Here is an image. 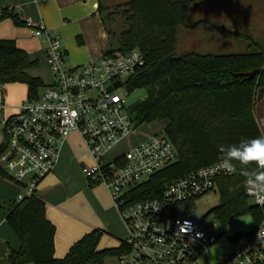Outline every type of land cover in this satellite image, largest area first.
I'll return each mask as SVG.
<instances>
[{"label":"built area","instance_id":"1","mask_svg":"<svg viewBox=\"0 0 264 264\" xmlns=\"http://www.w3.org/2000/svg\"><path fill=\"white\" fill-rule=\"evenodd\" d=\"M23 22L44 44L52 82L1 121L6 149L0 165L20 189L16 199L36 193L54 170L61 145L76 131L93 160L82 169L86 178L107 187L128 230L118 246L119 264H264V214L242 236L206 229L204 217L189 210L197 198L217 188L219 177L235 174L237 167L228 173L219 160L165 183L154 198L130 203V189L178 158L174 143L161 131L111 160L105 157L135 131L119 91L144 65L142 50L105 49L95 59L69 64L61 37L42 18L26 16ZM117 81L121 86L108 91ZM244 187L249 199L264 208V191L258 193L246 181ZM228 238H234L230 253L216 258L215 246Z\"/></svg>","mask_w":264,"mask_h":264},{"label":"trees","instance_id":"2","mask_svg":"<svg viewBox=\"0 0 264 264\" xmlns=\"http://www.w3.org/2000/svg\"><path fill=\"white\" fill-rule=\"evenodd\" d=\"M195 0H128L118 4L124 28L116 38L120 50L139 48L145 63L125 84L129 91L146 90V97L130 113L135 128L143 123L167 120L166 135L174 143L178 158L130 189V203L158 196L165 183L189 171L219 161V148L241 140L264 136L255 117L254 97L264 92V49L251 54L213 55L189 52L175 57L179 26L185 23ZM109 36L111 30L102 17ZM113 13L107 18L115 24ZM12 18L24 25L13 9L0 11V22ZM224 32L227 30L223 29ZM38 64L19 48L15 39H0V87L22 83L27 99H36L44 87L40 77L27 71ZM253 69L259 72L248 79L240 75ZM132 112H135L133 114ZM6 143L0 144V155ZM118 161L120 158L117 159ZM233 175L217 179L220 203L210 210L221 226L235 217L250 213L257 226L264 208L251 203L245 193L246 177L239 164ZM257 174L264 170L249 166ZM0 176L9 179L0 165ZM90 186L95 183L87 179ZM5 220L20 240V247L9 248L5 264H105L118 257L119 247L100 249L101 229H93L72 244L64 258L55 256L56 226L46 216V203L36 193L18 201H0V222Z\"/></svg>","mask_w":264,"mask_h":264},{"label":"rangeland","instance_id":"3","mask_svg":"<svg viewBox=\"0 0 264 264\" xmlns=\"http://www.w3.org/2000/svg\"><path fill=\"white\" fill-rule=\"evenodd\" d=\"M123 0H108L109 6L104 7L102 17L106 23L112 25L110 28V39L95 38V25L91 18L83 17V8L75 3L69 6L68 11H63L69 23L68 33L73 35L72 43L64 32L57 31L61 37L63 46L68 48V63L71 61L72 48L84 49L87 47H98V43L102 46L109 44L116 48L118 45L117 32L124 28L123 18L118 13L117 3ZM107 6V5H106ZM55 10V7H52ZM113 13L112 17L116 20L115 24L107 18V13ZM223 29L227 30L226 32ZM83 30V31H80ZM85 33V37L83 36ZM0 36L17 39L23 47L28 49L34 55L35 50H39L38 42L28 36L26 28L22 25H16L12 18H6L0 23ZM177 44L175 47V57L183 56L186 53L194 52L198 54L213 55H230V54H251L257 52L260 48L264 49V0H195L191 3L185 23L178 28ZM86 39V40H85ZM110 42V43H108ZM21 47V46H20ZM81 52V50H80ZM32 76H39L45 83L52 80V71L45 59H40L39 63L28 70ZM46 86V85H45ZM120 94L124 97L125 104L129 112L135 107L136 103L144 99L147 95L144 88H137L129 91L127 85L124 84L120 89ZM27 87L22 83H9L0 87V106L2 99L17 104L26 100ZM255 117L264 134V92L258 89L254 97ZM18 107V108H19ZM135 114V112H132ZM0 142H4L3 124L0 121ZM168 125L167 120L154 121L151 123H143L135 128L134 133L125 138L114 150L105 154L109 159L116 155L117 152H124L135 145L139 138L148 137L155 132H165ZM106 159V160H107ZM82 171V170H81ZM83 173V172H81ZM83 176L86 178L85 174ZM251 203L252 200H249ZM220 203V195L217 188L211 192L197 198L194 206H190L189 210L193 212L191 215H200L207 221L208 227L217 228L226 235L239 234L245 236L246 233L254 228L252 215L246 213L235 217L226 226H221L210 210ZM128 230L122 223V230L116 238L111 234L101 236L99 246L108 245L114 247L119 244V237L123 240L127 237ZM245 237H243L244 239ZM234 242V238L223 239L215 246L216 258L227 256L230 251V243ZM109 264H118V258L112 256L108 258ZM107 264V262L105 263Z\"/></svg>","mask_w":264,"mask_h":264},{"label":"crops","instance_id":"4","mask_svg":"<svg viewBox=\"0 0 264 264\" xmlns=\"http://www.w3.org/2000/svg\"><path fill=\"white\" fill-rule=\"evenodd\" d=\"M125 1L128 0H123L122 3ZM72 3L81 6L83 8L82 16L91 18L93 21L95 25V38L105 37L108 40L110 39L102 23L98 9L99 3L104 7H108L110 5L108 0H0V11L3 9H13L21 20L26 16L35 19L42 18L56 33L57 31L66 33L72 46L73 35L67 32L69 23L66 19L68 18L63 14V11H68L69 6L73 5ZM52 7H55V10ZM26 30L28 36L35 39L39 44V50H35L34 55H30L31 52L28 49L22 48L23 46L20 43L18 44L17 39H10H15L17 46L25 50L32 60L37 59L39 63L40 59H45L47 62L43 42L33 37L28 28ZM83 36L85 37L84 32ZM3 38L8 37L0 36V39ZM64 48L67 58L69 51L66 46ZM111 48L115 47L109 44L102 46L101 43H98V47L95 45V47L84 49H77L73 46L71 61L75 65L85 63L99 57L103 50ZM51 82L52 80L48 83L43 81L44 86L49 85ZM1 105L0 121L17 112L19 107L18 103H9L8 100L4 103L3 99ZM146 138H139L136 144ZM114 148L110 151L114 150ZM120 153L122 152L115 153L116 155L111 156L108 160L115 158ZM92 161L91 156L87 153L81 135L76 131L72 132L61 145L59 158L54 170L41 180L37 188L36 194L46 203V216L55 224L57 229L55 234V256L58 259L64 258L72 244L93 229H101V236L111 234L115 238V235H118L122 230V223L124 224V222L107 187L103 184L90 186L87 178L83 176V167L91 164ZM18 192H20V189L15 182L0 176V201L4 199L14 200ZM119 239L120 243L122 239L120 237ZM118 246L119 244L114 247ZM10 247L18 249L20 247V240L8 223L2 220L0 222V264H5ZM98 247L100 249L109 248L108 245ZM106 262L109 264L108 258ZM27 264L35 263L30 262Z\"/></svg>","mask_w":264,"mask_h":264},{"label":"clouds","instance_id":"5","mask_svg":"<svg viewBox=\"0 0 264 264\" xmlns=\"http://www.w3.org/2000/svg\"><path fill=\"white\" fill-rule=\"evenodd\" d=\"M219 152L221 167L225 171L233 173L239 164L246 183L253 186L258 193L264 191V172L257 174L254 170L249 171L251 165L264 170V136L241 140L238 144L227 147L221 146Z\"/></svg>","mask_w":264,"mask_h":264},{"label":"water","instance_id":"6","mask_svg":"<svg viewBox=\"0 0 264 264\" xmlns=\"http://www.w3.org/2000/svg\"><path fill=\"white\" fill-rule=\"evenodd\" d=\"M258 72H259V69H253V70L245 72V73H240V75L244 76L245 78L250 79V78L254 77ZM120 86H121V82L117 81L114 83L113 86H110L108 88V91H112L113 88H118Z\"/></svg>","mask_w":264,"mask_h":264}]
</instances>
